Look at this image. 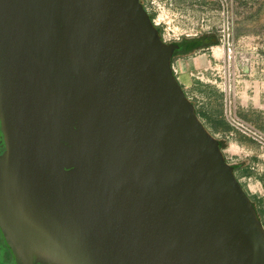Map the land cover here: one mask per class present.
I'll use <instances>...</instances> for the list:
<instances>
[{"label":"water","instance_id":"1","mask_svg":"<svg viewBox=\"0 0 264 264\" xmlns=\"http://www.w3.org/2000/svg\"><path fill=\"white\" fill-rule=\"evenodd\" d=\"M140 0H0V230L16 264H264V226Z\"/></svg>","mask_w":264,"mask_h":264},{"label":"rangeland","instance_id":"2","mask_svg":"<svg viewBox=\"0 0 264 264\" xmlns=\"http://www.w3.org/2000/svg\"><path fill=\"white\" fill-rule=\"evenodd\" d=\"M140 2L167 42L204 37L209 43L218 39L212 44L220 47V62L213 77L209 79L204 73L197 77L202 83L195 95L200 108L197 113L220 141L255 208L258 204L264 226V204L253 198L248 187V177H264V0ZM234 120L248 129L234 124ZM10 251L0 231V264L11 263Z\"/></svg>","mask_w":264,"mask_h":264},{"label":"crops","instance_id":"3","mask_svg":"<svg viewBox=\"0 0 264 264\" xmlns=\"http://www.w3.org/2000/svg\"><path fill=\"white\" fill-rule=\"evenodd\" d=\"M185 39L191 40L189 42V45L185 44L182 46L176 43V41H172V43L176 44V47L173 49L172 54V67L179 84L182 86L184 92L194 104L196 112H199L200 108L197 106V102H199V100L195 98V95H197L199 86L202 83L201 80H199V78L197 77H200L199 73L206 74L209 79L213 77V70L220 62V47H218L217 45H209L208 42L204 40V37ZM225 155L227 157V153H225ZM239 168L243 169L241 166ZM248 180L250 194L254 195L253 198L255 200L259 202L261 201L264 204L263 176L259 178L248 177ZM258 183L261 184V189Z\"/></svg>","mask_w":264,"mask_h":264},{"label":"flooded vegetation","instance_id":"4","mask_svg":"<svg viewBox=\"0 0 264 264\" xmlns=\"http://www.w3.org/2000/svg\"><path fill=\"white\" fill-rule=\"evenodd\" d=\"M206 40L205 41H208V38H205ZM191 40H187V39H185V38H183V39H180L179 41H177L176 43H178V44H180V45H189V42H190ZM3 147H4V145H3V142H0V152L2 151V149H3ZM1 231V230H0ZM2 233V232H1ZM2 235H3V233H2ZM3 240H5L4 239V236H3ZM5 255H7V252L5 253ZM9 256H11L10 258H11V263L10 264H14V259H13V254H12V252L10 251V254H9Z\"/></svg>","mask_w":264,"mask_h":264},{"label":"built area","instance_id":"5","mask_svg":"<svg viewBox=\"0 0 264 264\" xmlns=\"http://www.w3.org/2000/svg\"><path fill=\"white\" fill-rule=\"evenodd\" d=\"M233 123L236 124V125H239V126H243L244 128H247V126L243 125L242 123H240V122L237 121V120H234ZM247 129H248V128H247ZM253 132H254L255 135H257L258 137L262 138V136L259 135L256 131H253Z\"/></svg>","mask_w":264,"mask_h":264},{"label":"trees","instance_id":"6","mask_svg":"<svg viewBox=\"0 0 264 264\" xmlns=\"http://www.w3.org/2000/svg\"><path fill=\"white\" fill-rule=\"evenodd\" d=\"M218 42V39L217 40H213L212 42H209L208 44L209 45H212V44H216ZM264 178V177H263ZM256 208H257V211H258V214L259 216H261L262 214V211L260 210V208L258 207V204L256 205ZM5 241V240H4ZM6 243V242H5Z\"/></svg>","mask_w":264,"mask_h":264},{"label":"bare ground","instance_id":"7","mask_svg":"<svg viewBox=\"0 0 264 264\" xmlns=\"http://www.w3.org/2000/svg\"><path fill=\"white\" fill-rule=\"evenodd\" d=\"M6 245H7V244H6ZM7 246H8V245H7ZM9 249H10V248H9ZM11 252H12V251H11ZM13 259H14V256H13ZM14 264H16V263H15V260H14Z\"/></svg>","mask_w":264,"mask_h":264}]
</instances>
